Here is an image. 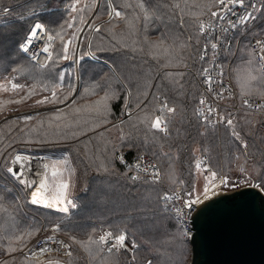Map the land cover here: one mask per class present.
<instances>
[{
  "label": "snow or ice",
  "instance_id": "6c2138e0",
  "mask_svg": "<svg viewBox=\"0 0 264 264\" xmlns=\"http://www.w3.org/2000/svg\"><path fill=\"white\" fill-rule=\"evenodd\" d=\"M24 21L23 41L10 57L0 55V92L14 93L16 103L39 95L34 104L43 108L0 113L5 124L21 125L0 144V216L12 221L0 225V256L7 257L0 264H16L13 253L20 264L33 257L35 264H79L78 257L84 264H139V252L148 254L142 264H188L197 221L226 198L264 205V149L257 145H264V0H66L54 16L43 2L14 16L0 0V29ZM169 93L183 96L184 137H173L167 114L177 113V102L169 105ZM110 129L117 130L112 141L103 136ZM49 145L66 146L65 154L32 155ZM217 147L227 167L215 159ZM72 150L85 167L150 186L145 199L156 193L152 215L159 219L149 234L125 224L95 237L74 222L79 205L69 190L79 170ZM186 152L184 179L177 164ZM39 209L46 214L17 229V217ZM51 252L62 256L39 259Z\"/></svg>",
  "mask_w": 264,
  "mask_h": 264
},
{
  "label": "trees",
  "instance_id": "16d2710c",
  "mask_svg": "<svg viewBox=\"0 0 264 264\" xmlns=\"http://www.w3.org/2000/svg\"><path fill=\"white\" fill-rule=\"evenodd\" d=\"M38 2L45 3L46 7L48 9H51V16H54L55 10L61 7L62 3L66 2V0H14L10 2H7V0H3V3L5 5H10L12 8H14V15L16 16L21 15L25 12V6H35ZM188 2L190 4H196V2L198 1L188 0ZM42 18L49 19L50 16ZM29 23L30 21H24L23 23H15L9 27L0 29V55H3L5 57H10L12 55L15 45L23 41V38L27 33ZM13 29H19V32L13 33ZM7 31H9V34H7ZM67 63L68 62H64V64ZM17 82L28 84L32 83L31 80H26L24 77H21V79H19ZM169 97L170 106L173 100L177 102V113L172 115L167 114L169 119L171 120L170 128L173 133V137L177 135V133H179V136H181L183 132L185 136V129L188 126V122L187 119H184L182 121L181 109L179 108L180 101L183 100V96H176L173 93H169ZM114 105L118 113L120 110V102H114ZM152 113L154 117V115L156 114L155 109L152 110ZM174 120H177L175 130ZM4 126L10 125L5 124ZM125 128H127V125H125ZM16 130H14V133H16ZM259 135L263 136L261 133H259ZM103 136L107 140L112 141L117 136V130L110 129L109 132L103 133ZM93 140L95 141L96 138H93ZM187 143H189L191 147L195 146L191 144L190 140L187 141ZM102 147L103 145L100 144L99 147L95 149L97 155L99 154V150ZM65 148L66 147L62 145V148L57 147L53 149L55 151H47L48 153H55L59 151L58 153H60L62 156L65 154ZM93 149V143H87L89 156L92 155ZM221 151L223 152L222 149ZM71 156H73V159L71 160L74 161L75 166L79 164H81L82 166V170L78 171V175H76V178L73 179V194L77 204L79 205V207L73 210L72 213L74 222L87 226L88 231L95 237H98L100 234H102L101 230H108L107 228H109V225H119L122 227L125 224L129 227L130 231H134L136 228H143L145 234H148L146 232V229H151L153 226L150 225L157 222L153 219H159V217L152 215V211L156 207V204L153 203L155 202L156 193H151L153 199L147 200L145 199V197L149 195L150 187L139 183L134 184L131 181H125L119 176L118 172L116 174L108 175L103 171H97L94 165L91 167H85L84 163L81 162V154L76 150H72ZM74 156H77L79 160H76ZM133 156L134 154H128L127 158L129 159ZM226 163L227 161L225 160V163L222 164L227 167ZM182 164L184 165V162H182ZM117 167L119 171L123 170L122 166L119 165L118 162ZM178 177L187 179L183 176V174L178 175ZM165 184H167L166 181ZM132 201H135V204L131 203ZM39 211H41V213L43 214H46L47 210H35V212L40 213ZM32 215L39 214L30 212L28 217H17L15 222L17 229H22L21 224H28L27 220H30L31 222ZM5 220H8V223H12L11 219H9L8 217L0 216V225H3L5 223ZM93 229H95V231H93ZM137 238H140L139 233L137 234ZM140 253L145 254V256L148 255H146V253L144 252Z\"/></svg>",
  "mask_w": 264,
  "mask_h": 264
},
{
  "label": "water",
  "instance_id": "95a60500",
  "mask_svg": "<svg viewBox=\"0 0 264 264\" xmlns=\"http://www.w3.org/2000/svg\"><path fill=\"white\" fill-rule=\"evenodd\" d=\"M196 226L189 264H264V205L258 200L226 198Z\"/></svg>",
  "mask_w": 264,
  "mask_h": 264
},
{
  "label": "rangeland",
  "instance_id": "374dc122",
  "mask_svg": "<svg viewBox=\"0 0 264 264\" xmlns=\"http://www.w3.org/2000/svg\"><path fill=\"white\" fill-rule=\"evenodd\" d=\"M10 1H14V0H7V2H10ZM197 1L198 2H196V3L200 2V0H197ZM81 2L82 3H87V2H89V0H81ZM53 9H56V8H53ZM193 11H195V8H193ZM14 16H16V15H14ZM44 17H47V16H44ZM104 19H107V17H105ZM12 31H13V33L19 32V29H13ZM7 34H9V31H7ZM230 64L233 67L242 66L241 62L239 60L230 61ZM19 79H21V77L18 78V80ZM20 83H23V82H20ZM22 94L23 93H21V95ZM46 94L47 93H42L41 95H46ZM39 98H40V96L38 95V96H34V97H31V98L24 99L21 102L16 103L15 101L18 100L19 97L16 96L14 93H11V92H0V113H2L3 115H8L10 117H13V116H17V115H20V114L32 112V111H41L43 106H37V105L34 104V101L36 99H39ZM10 99L13 101L12 103L8 102ZM48 107H51V106L49 105ZM170 115H172V114H170ZM0 120H2V119H0ZM176 121L177 120H174V130H175V127H176ZM29 123H33L34 124L35 121L29 122ZM4 125H5L4 122H2L0 124V144H2L3 146H6L7 143L9 142V140L13 136H18L19 135V129H17V128H19L21 125L20 124H11L10 126H4ZM14 130H16V133H14ZM180 137H184V132L182 133V135ZM185 142L187 143V141H185ZM250 144H251V141H250ZM257 145L260 148H262V149L264 148V145L259 144V139H257ZM57 147H59V148L61 147L62 148V145H56V146L49 145V146L45 147L43 149V151L40 150L39 146H36L32 150V155L33 156L47 155L49 157L61 156V154L58 153L59 151H57L55 153H53V152L48 153V151H47V150H53V149H55ZM189 147L191 148L190 144H189ZM193 147H196V145L193 146ZM166 150L167 149L165 148V151ZM53 151H55V150H53ZM215 152L217 153V156L215 157V159H218L221 164L225 163V160L223 159V152L221 151V148L217 147L215 149ZM173 155H175V150L173 151ZM74 158L76 160H79V158L77 156H74ZM256 158L258 160L260 158L258 153H257V157ZM71 159H73V156H71ZM189 161H190V153L186 152V153L182 154L181 162L177 164V175L183 174V176L185 178H187V168H188ZM182 162H184V165L182 164ZM226 166H227V163H226ZM75 167L76 168L79 167L78 168L79 171L82 170L81 164H79V165H77ZM65 175H67V173ZM74 178H76V176H74ZM166 183H167V181H166ZM73 185H74V182H73ZM146 186L150 187L149 185H146ZM73 190H74L73 187H72V189L70 188V190H69L70 193L74 192ZM131 203L135 204V201H132ZM153 203L156 204V202H153ZM32 212H34L36 214H39V215L43 214V213H41V211H39L40 213L35 212V211H32ZM153 220L157 221L156 218H154ZM27 223H30V220H27ZM27 225L28 224H26V225L21 224V227H22L21 230L26 229ZM150 226H154V223H152ZM144 228H145V226H144ZM107 229L109 230V228H107ZM108 230H105V231H108ZM146 232L149 234V229H146ZM97 233H98V231H97ZM61 235L63 236V234H61ZM190 254H191V249H189V251H188V264L190 263V259H191V255ZM12 255L17 257L16 264H20V262L22 260V256H20L18 253H13ZM146 255H147V253H146ZM144 257H146L145 254H142L140 252L137 254V260H138L139 264H142V261H143ZM5 258H7V257L0 256V259H5ZM47 258L57 259V258H61V257L48 256L45 259H47ZM64 258L66 259V257H64ZM78 259H79V264H84V260L82 258L78 257ZM123 259H124V257H123V255H121V260L123 261ZM32 261H33V264H35V260H32Z\"/></svg>",
  "mask_w": 264,
  "mask_h": 264
},
{
  "label": "built area",
  "instance_id": "2783aa9c",
  "mask_svg": "<svg viewBox=\"0 0 264 264\" xmlns=\"http://www.w3.org/2000/svg\"><path fill=\"white\" fill-rule=\"evenodd\" d=\"M13 9H14V8H13ZM205 19H206V18H205ZM37 50H38L37 47H34V48H33V51H37ZM40 59H41V60L43 59V56H42V55L40 56ZM229 63H230V62H229ZM235 102H236L237 104H239V101H238V100L235 101ZM224 103H226V104H230V102H228V101H226V102H224ZM260 133L264 136V130H261ZM128 160L131 161V162H134V156H133L132 158H129ZM121 166H122V165H121ZM122 168H123V166H122ZM60 238H65V237L62 236V235L60 234ZM32 246H33L32 243H29V244H28V248H31ZM28 248H25L24 251L27 252V251H28ZM18 254L20 255V253H18ZM20 256H21V255H20ZM48 256L61 257L62 254H61V253H57V252L46 253V254H44V256L40 257L39 259L43 260V259H45V258L48 257ZM63 258H64V257H63ZM31 259L36 261L37 258L33 257V258H31Z\"/></svg>",
  "mask_w": 264,
  "mask_h": 264
},
{
  "label": "crops",
  "instance_id": "0c3cea01",
  "mask_svg": "<svg viewBox=\"0 0 264 264\" xmlns=\"http://www.w3.org/2000/svg\"><path fill=\"white\" fill-rule=\"evenodd\" d=\"M70 195L74 198V194H73V192H71Z\"/></svg>",
  "mask_w": 264,
  "mask_h": 264
},
{
  "label": "bare ground",
  "instance_id": "6f19581e",
  "mask_svg": "<svg viewBox=\"0 0 264 264\" xmlns=\"http://www.w3.org/2000/svg\"><path fill=\"white\" fill-rule=\"evenodd\" d=\"M35 163H38V162H37V161H34V164H35Z\"/></svg>",
  "mask_w": 264,
  "mask_h": 264
}]
</instances>
